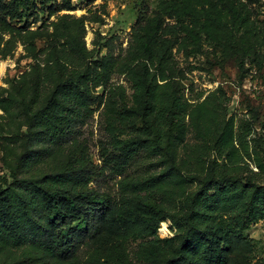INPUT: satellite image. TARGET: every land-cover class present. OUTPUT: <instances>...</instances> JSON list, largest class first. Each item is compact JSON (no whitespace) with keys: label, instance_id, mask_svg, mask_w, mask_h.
<instances>
[{"label":"trees","instance_id":"16d2710c","mask_svg":"<svg viewBox=\"0 0 264 264\" xmlns=\"http://www.w3.org/2000/svg\"><path fill=\"white\" fill-rule=\"evenodd\" d=\"M51 1L0 0V36L28 37L13 23L34 9L74 8L72 0ZM256 1L159 0L118 54L106 43L95 56L83 24L78 40L62 33L54 65L35 79L29 100H16L26 128L6 138L20 152L0 188V264H136L129 245L139 240L135 257L144 264H231L230 253L250 245L245 232L264 218V147L252 144L248 122L227 114L224 89L187 97L176 75L166 67L153 74L151 65L165 64L184 39L195 52L212 43L241 71L248 57L264 66ZM115 73L130 78L132 104L124 86H111ZM99 87L111 101L101 167L80 138L106 98ZM142 153L149 169L129 175ZM106 169L122 176L114 192L98 186ZM167 219L176 235L161 238Z\"/></svg>","mask_w":264,"mask_h":264},{"label":"rangeland","instance_id":"374dc122","mask_svg":"<svg viewBox=\"0 0 264 264\" xmlns=\"http://www.w3.org/2000/svg\"><path fill=\"white\" fill-rule=\"evenodd\" d=\"M53 2L54 0L51 1ZM158 4L159 0H72L74 7L72 10H61L50 15L48 9L45 11L34 9L28 20L13 23L15 27L25 26L26 30H22L21 33L25 35L30 31L28 37H21L17 30L13 34L6 33L3 37L0 36V188L12 180L9 167L16 162L17 154L20 152V146L10 143L6 138L26 128L22 125V118L19 115L23 106L17 101L29 100L35 79L46 72L48 64L54 65L58 57L56 46L65 41L62 33L66 32L71 38L75 37L74 40H78L77 32L83 24L84 41L95 56L97 53L102 55L108 51L106 43L112 45L116 54L121 49L125 52L138 21L152 17L158 9ZM252 7L256 9L255 16L264 20V0H257ZM167 37L171 35L168 34ZM183 41L186 40H180L168 51L166 63L162 66L158 60H154L151 72L158 74L166 67L164 69H167V73L176 75L175 79L187 97L203 93L205 98L219 88L224 89L229 98L225 104L227 114L235 115L238 125L242 122L251 125L250 138L255 139L252 144L258 150H262L264 66H261L263 65L261 59L252 60L248 57L246 70L241 71L235 58L224 60L212 43L205 41L202 50L195 52L192 45ZM110 82L114 87L124 86L126 101L132 104L130 78L115 73ZM97 90L107 96L102 87ZM119 97L118 95L116 98L118 108L122 105ZM5 99L7 101H4ZM11 101H14L12 107ZM107 102L111 104L109 97L104 99L101 106L96 105L97 110L93 118L82 127L80 135V138L89 145L91 158L97 167L103 165L100 156L101 145L109 139L106 130L109 114L105 109ZM140 125V121H137L136 126ZM127 131L134 134L135 129L130 126ZM150 161L151 159L142 153L136 164L129 168L128 174L135 176L147 171ZM121 177L112 175L106 169L105 174L99 178L98 186L114 192ZM158 235L161 238L176 235V229L170 219L160 222ZM245 235L250 245L240 246L237 251H232L231 264H264V218L253 223ZM138 242L129 245L131 257L136 264H144L135 257Z\"/></svg>","mask_w":264,"mask_h":264}]
</instances>
